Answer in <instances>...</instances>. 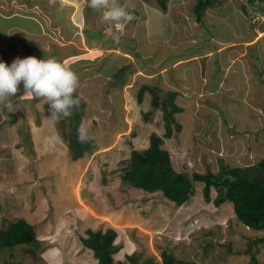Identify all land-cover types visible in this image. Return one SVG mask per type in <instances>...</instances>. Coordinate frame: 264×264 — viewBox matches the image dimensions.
Wrapping results in <instances>:
<instances>
[{"label": "rangeland", "instance_id": "obj_1", "mask_svg": "<svg viewBox=\"0 0 264 264\" xmlns=\"http://www.w3.org/2000/svg\"><path fill=\"white\" fill-rule=\"evenodd\" d=\"M82 1L83 6L79 0H0V15H18L14 21H7L9 17L0 18V60L10 64L17 56L34 55L45 59L58 56L78 77L75 93L85 104L81 125L97 145L92 155L71 160L68 145L58 131L61 119L52 122L48 118V103L42 97L34 99V94L25 92L22 82L18 92L9 98L16 108L12 112L16 115L13 122L2 124L11 115L4 103H0V226L5 225L6 220L23 217L35 225L42 242L34 254L25 251L29 247L27 244L16 245L14 258L9 259L14 260L13 264H96L93 251L83 245L80 236L89 227L113 226L118 230L116 242L123 245L115 254L116 259H125L126 253L139 247L159 254L156 247L159 244L174 251L184 264L189 261L190 264H252L247 252L252 245L259 264H264V229L244 225L230 200L216 206L213 203L217 194L215 188H212L211 200H206L203 183L197 182L192 198L177 206L161 191H145L124 182L121 177L132 148H146L152 131L164 138L162 146L169 150L174 168L190 175L209 169L219 171L222 163L231 166L254 164L264 156L263 33L257 44L262 60L258 57L256 69L250 71L244 62L246 75L226 73L227 85L215 96L207 94V90L218 85V78L210 82L208 79L205 92H198L201 79L194 66L190 79L193 91L189 82H180L182 71H175L180 78L178 88L186 95L180 93L176 99V119L180 126L173 124L170 136L165 134L163 111L154 109L151 103V92L145 90L141 101L138 96L143 85L162 87L166 93L167 87L173 85L169 78L165 80L167 67L160 68L155 56H146L148 62H141L145 56L124 51L127 44L132 48L139 45L141 53L140 48L145 45L141 54L149 53L153 45L144 42L149 34L156 36L173 30L176 37L190 31L193 39L185 46L188 48L180 50L179 56L203 54L218 40L225 42V37L235 33L233 28L224 30L225 23L233 21L235 13L239 12L235 22L241 23L244 19L249 24L257 20L262 22L264 17L243 9L242 5L249 0H220L222 9L215 13L216 23L211 21L212 24L205 23L201 27L194 24L192 17L196 0H166V8L159 6L158 0H116L124 2L134 15L130 21L139 23L140 36L136 41L128 34V38L119 37L114 46L107 47L103 42L93 48L87 41L84 27L95 17L92 15L94 8L88 6V0ZM251 1L261 7L264 0ZM67 5L73 12L70 18L74 25L81 21L79 29L64 19L58 20L61 17L56 11L52 13L48 9L55 7L60 11ZM16 8L45 13L48 21L49 18L55 21L48 31L44 29L46 33L29 34L24 42L18 40L20 34L12 31L9 36L12 39L8 37L7 40L10 45L5 44L2 36L7 33V24L14 22L25 29L32 24L24 20L22 12L14 11ZM79 8L81 16L77 14ZM132 10L139 13L135 15ZM100 11L95 19L97 22L104 21L103 10ZM221 11H225L223 15ZM220 12L222 17L226 16L225 21L219 18ZM151 14L152 24L158 22L155 28L143 23ZM183 18L188 19L186 24ZM189 22L194 27L189 28ZM132 42L135 45H131ZM166 47L171 50L169 44ZM214 58L219 62L226 59L228 64L230 57H226V50H223ZM127 63H131L134 70L131 80L121 88L113 74ZM169 63L172 64L171 60ZM140 64L143 74L152 75L136 73ZM236 66L240 67V63ZM158 69L162 71L156 74ZM235 82H238L237 87L230 86ZM53 135H58L59 139L51 140Z\"/></svg>", "mask_w": 264, "mask_h": 264}, {"label": "trees", "instance_id": "obj_2", "mask_svg": "<svg viewBox=\"0 0 264 264\" xmlns=\"http://www.w3.org/2000/svg\"><path fill=\"white\" fill-rule=\"evenodd\" d=\"M158 1L160 3L159 6L162 8L167 7L166 0ZM261 4L263 5L259 7V4H253L249 0L248 3L244 2L243 9L246 12L251 11L254 14L257 13L258 16L264 17V1ZM219 6L220 0H196L192 7V17L195 21L203 23L207 10ZM49 9L56 10V8ZM11 11L9 10L8 12ZM18 11L22 12V9ZM132 12L135 15L139 13L136 10H132ZM62 13L58 14V17H61L58 20L64 19L70 26L78 28V25H74L69 15H66L65 12L64 15ZM0 18L5 17L0 16ZM14 18L11 17L7 21H14ZM23 18L26 22H33V19ZM262 22H264V19ZM254 23L258 24L261 22L257 20ZM9 24L6 25L8 30L10 28ZM31 25H28V28ZM40 28L37 25L31 30L36 31L40 30ZM89 30L88 26L85 25L84 31L90 41L92 32L90 33ZM96 30L99 34L96 32L94 34H97L100 38L102 31L99 27ZM35 43L34 45L38 47ZM133 49L136 50L137 55L140 54L138 48L133 47ZM54 58L61 61L56 55ZM130 68L132 69L130 70ZM132 70H134L133 65L127 63L120 66L115 73L113 72V78L121 88L131 80L130 75ZM145 90H149L152 94L151 103L154 109H161L163 111L166 121L165 134L166 136H170L173 124L180 126L176 119V112L178 110L176 99L181 92L168 90L164 93L163 89L159 86L143 85L138 92L139 101L142 100ZM73 96L78 97L80 103L71 109L70 116L60 120L61 123H59L58 131L62 140L68 145L70 159L77 160L87 155H92L96 151L97 145L91 136L85 142H81L78 139V128L85 113V104L77 93L74 92ZM33 98L37 99L38 97L34 95ZM8 114L11 115L10 118L2 121V124H9L16 119L14 113L8 111ZM62 121H66L67 123ZM163 143L164 138L162 135L156 131H152L149 136V145L146 148H132L127 163L122 168L121 177L123 181L148 192L161 191L177 206L187 203L196 192V183L202 182L206 200H211L212 188H215L217 194L213 198V203L216 206L221 205L226 200H230L234 205L237 218L244 225L257 230L264 229V156L254 164L231 166L222 163L219 171L209 169L206 172L195 171L190 175L188 172L178 171L174 168L171 154L168 149L162 146ZM5 222V225L0 226V264H13L14 260L11 261L9 258H14V248L16 245L27 244L29 247L25 251L33 254L37 252L36 250L42 242L37 236L36 227L33 223L23 217L6 220ZM117 236L118 230L113 226L106 229H93L89 227L80 238L83 245L93 251V255L97 260L96 264H184L174 251L159 244L156 245L159 254L155 251L139 247V249L131 253H126L125 259H116L115 254L123 246L122 243L116 242ZM247 252L251 255V263L259 264L252 245H249ZM65 264L70 263L66 262Z\"/></svg>", "mask_w": 264, "mask_h": 264}, {"label": "crops", "instance_id": "obj_3", "mask_svg": "<svg viewBox=\"0 0 264 264\" xmlns=\"http://www.w3.org/2000/svg\"><path fill=\"white\" fill-rule=\"evenodd\" d=\"M122 1H119V4L122 3ZM78 3L80 4V6H83L82 0H79ZM122 4H124V2ZM242 7H243V5H242ZM49 8L50 7H48V9ZM80 8L82 9L83 7H80ZM54 9H55V7H54ZM81 9L77 13L80 16L82 15ZM220 9H222V6L217 7V9L211 8V9L207 10L204 22L198 24L197 21L194 20V24H196V26L202 27V26H204L205 23L206 24H212L211 21L216 23V20H214V16H215V13L218 12ZM15 10L18 11L19 8L14 9V11ZM55 11L57 14H61L62 12L63 13L65 12V14L69 15V17L71 14H73L72 10H70V7H68V5L63 10H60V11L55 10ZM55 11L52 10L51 12L53 13ZM22 12H25V13H20V14L24 15L25 18L33 19V22H35V23L32 22V26L29 27L28 29L19 28L18 26L14 25V22L10 23L9 24L10 28H9L8 32L2 36V37H4L2 42H4L5 44L9 43L7 40H8V37L10 36V33H12V31H15L14 33L17 32L18 34H20V37L18 38V40H20L21 42H24L25 41L24 38L29 34L36 35L38 33L39 34L46 33L45 30L48 31L50 29V26L52 25V23L55 21V20H51L50 18L48 21L47 15L45 13H40L39 11L37 12L35 10L22 9ZM100 12H101L100 9H93L92 15L95 16L93 18L94 20L91 18L92 21H91L90 25H88V23L86 22V25L90 29L89 30L90 33L92 32L91 40L89 41L87 38V41H88L90 47H93V48L98 47L103 42H106V44H108L107 47L112 46V44L114 46L119 37L127 36V38H128L129 35H132V37H134V39L137 41V37L140 36V34L137 31V26L139 23H134L133 21L132 22L128 21L125 23L123 28H119V27H117V23L114 21H107V22L106 21H99V22H97L95 19L100 14ZM149 12H150V10L148 11V13ZM221 12L219 13V18L222 17V15L224 14L225 11L222 12V15H221ZM237 13H239V12H237ZM237 13H235V15H237ZM31 14H33V15H31ZM144 14H146V12ZM152 14L149 15V17L146 19V22L144 21L143 23H145L147 27H148V25H150L151 27L155 28L156 25L158 24V22H155L152 24V21H153ZM240 14L242 15V18L244 19L243 14L242 13H240ZM235 15L233 16L234 21H230L229 23H225V25H224L225 31H228L229 29L233 28L235 30V33H233V35L229 38L225 37L226 38L225 42H221L220 40H218L217 42L214 43L213 46L209 47V49L204 50L202 52L203 54L193 53V54H190V55L185 56V57L179 56L180 50L188 48L185 46L187 44H189L191 40H193L190 37L191 36L190 31H187V33H181L179 35V37H176V33H174L173 30H171L170 32H164V33H160V34L158 33V34H156V36H152L151 34H149V38L144 40V42H146L147 44H152L153 50L149 53L146 52L142 55L141 54L142 51L144 49H146L145 45L142 48H140L141 53L139 54V56H145V57H142L141 62H148L149 57H146V56L152 55V56H155V58H158L157 62L161 64L160 68H163V67L166 68L167 67L166 71H168V72H167L165 80H167V78H169L171 80L170 82L173 83V85L168 86L167 89L168 90H177V91H180L181 93H183V91H181L177 85L178 84L177 82L180 80V78L178 77V75H175V71H179V70L182 71V76H181L182 81H180V82L183 84H185V82H189V86H191V90H192V84H191L190 79H191V71L193 69L192 66H194L195 72L198 75V78L201 79V88L199 89L198 92H201V91L205 92L206 89L204 87L206 85H208V83H207L208 79L210 82V79L218 78V80H219L218 85L214 86L211 90H209V89L207 90V94H211V95L215 96V94H217L216 92H218L219 89H224L225 86L227 85V83H225L226 73H232L235 76H240L242 74L246 75V71H244L245 67L243 66L244 62L247 63V67L250 71H254L256 69V62L257 61L259 62V59L262 60V58L260 57V55L262 53L260 52L257 44L260 43L259 42L260 41L259 35H261V33L264 34V22H261L260 24H255V23L249 24L246 21V19H244L245 22H243V23L235 22ZM0 16L4 17L3 15H0ZM6 17H9V18L18 17V15L9 14ZM146 17H147V14H146ZM225 17L226 16L222 17V19L224 21H225ZM183 19H184V22L186 24L188 19H186V18H183ZM78 21H80L79 18H78ZM209 21H210V23H209ZM75 23H76V25H78V28H76V29H79V26L82 27L80 24L81 21L80 22L76 21ZM194 24L189 22V28L194 27ZM37 25L41 27L40 30H36V31L31 30L33 27H35ZM259 25H261V26L258 28ZM97 27H99L102 31V34H100V38L97 36V34H99V32L96 30ZM186 27H184V28H186ZM197 29L200 30L199 27H197ZM133 30H135L136 33ZM95 32L97 34H94ZM241 34H246V35H245V37H240ZM237 35H239V36L237 37ZM94 38H95V40H93ZM97 38H99V39L96 40ZM10 39H12V38H10ZM18 40L16 41L17 43H18ZM167 44L170 45L171 50H167V47H166ZM9 45H10V43H9ZM131 45H135V43L132 42ZM155 46L158 47L159 50H158V48H155ZM139 47H141V46L138 45V47H137V45H136L135 48L139 49ZM152 48H150V49H152ZM89 49L91 50V48H89ZM223 50H226V57H230L228 64H226L227 63L226 59H223L221 62H219L217 59L214 58L216 53L222 52ZM124 51L127 52L128 54H133V55L137 54L136 50L133 49L132 47L128 46V44L126 46H124ZM241 54H242V56H240ZM201 55H203L204 57H201ZM240 57H243V58L241 59ZM258 57H259V59H258ZM170 60H171L172 64L169 63ZM231 61L234 62V64H232V66H231ZM262 61H264V60H262ZM238 62L240 63V67L236 66L238 64ZM156 67L157 66H155V68ZM161 71H160V69H158L155 72H156V74H159ZM187 72H189L190 75L187 74ZM136 73L140 74L141 76H151L152 75V74H148L147 72L146 73L148 75L143 74L142 69H141V64L139 65V69ZM152 73H154V72H152ZM238 82H235L230 86L237 87ZM165 84L170 85L166 81H165ZM246 85H248L247 82H246ZM192 93H194V92H192ZM184 95H186V94H184ZM206 103H207V101H206ZM218 104H220L219 101H218ZM202 106H204V103L202 104ZM218 108H220V107L218 106Z\"/></svg>", "mask_w": 264, "mask_h": 264}, {"label": "clouds", "instance_id": "obj_4", "mask_svg": "<svg viewBox=\"0 0 264 264\" xmlns=\"http://www.w3.org/2000/svg\"><path fill=\"white\" fill-rule=\"evenodd\" d=\"M88 6L103 10V20L114 21L119 28H123L133 18L127 6L116 0H88ZM21 82L25 92L44 98L49 105L48 118L54 123L70 116L71 109L80 103L79 98L73 96L78 86L76 73L54 57L17 56L10 64L0 60V103H4L9 112L16 110L9 98L18 92ZM90 138L87 129L81 125L78 128V139L85 142ZM58 139V135L51 137L53 141Z\"/></svg>", "mask_w": 264, "mask_h": 264}]
</instances>
